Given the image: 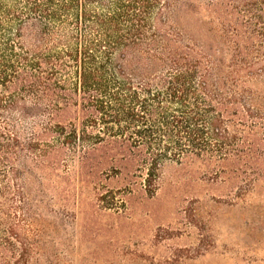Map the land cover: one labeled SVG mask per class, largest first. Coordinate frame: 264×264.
Wrapping results in <instances>:
<instances>
[{
    "label": "trees",
    "instance_id": "1",
    "mask_svg": "<svg viewBox=\"0 0 264 264\" xmlns=\"http://www.w3.org/2000/svg\"><path fill=\"white\" fill-rule=\"evenodd\" d=\"M165 163L264 191V0H0V264H34L42 179L120 214Z\"/></svg>",
    "mask_w": 264,
    "mask_h": 264
},
{
    "label": "rangeland",
    "instance_id": "2",
    "mask_svg": "<svg viewBox=\"0 0 264 264\" xmlns=\"http://www.w3.org/2000/svg\"><path fill=\"white\" fill-rule=\"evenodd\" d=\"M189 174L165 163L158 193L132 195L120 214L96 212L91 188L76 190L73 179L60 185L42 179L43 221L29 228L30 237L41 236L34 264H264V191L245 196V203L235 190L207 196ZM197 202L205 203L202 209L188 212Z\"/></svg>",
    "mask_w": 264,
    "mask_h": 264
}]
</instances>
